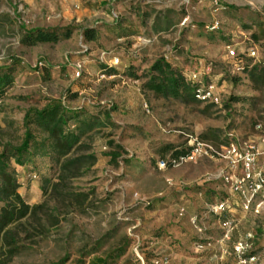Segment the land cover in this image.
<instances>
[{"label": "rangeland", "instance_id": "rangeland-1", "mask_svg": "<svg viewBox=\"0 0 264 264\" xmlns=\"http://www.w3.org/2000/svg\"><path fill=\"white\" fill-rule=\"evenodd\" d=\"M263 27L264 0H0V67L14 68L0 103V153L21 144L34 110L56 102L111 110L85 140L96 161L65 192L47 189L58 169L51 159L12 161L19 193L44 208L16 228L21 249L0 264H264V213L245 210L232 189L239 166L210 151L159 165L177 149L200 143L225 154L233 142L252 146L264 173V84L243 71L264 67ZM66 29L57 42L23 41L28 30ZM160 57L212 83L214 97L185 102L145 90Z\"/></svg>", "mask_w": 264, "mask_h": 264}, {"label": "trees", "instance_id": "trees-1", "mask_svg": "<svg viewBox=\"0 0 264 264\" xmlns=\"http://www.w3.org/2000/svg\"><path fill=\"white\" fill-rule=\"evenodd\" d=\"M262 29L264 32V27ZM95 35L94 30L84 29L86 40H94ZM69 36L70 30L68 29L63 35L56 32L28 30L23 41L27 45H35L57 42ZM108 70L110 73L113 72L111 69ZM243 71L252 82L264 84V67L257 64H246ZM129 75L136 79L139 78L133 71H130ZM13 82L14 68L0 67V103ZM209 85L212 83L204 84L200 78H190L175 68L165 57H160L151 65L143 88L164 99L203 102L206 100L199 99L197 95L199 90L202 88L207 90ZM110 120L111 110H106L99 115L89 113L83 108L74 110L56 102L43 109L34 110L26 120L21 144L16 147L8 146L0 153V203L2 204L0 209V263H7L21 249L15 232L16 228L44 208L43 203L29 204L19 193L21 183L12 161L15 165L24 168L27 161H32L34 157L51 159L58 169L56 181L49 180L47 189L55 194L65 192L67 182L79 177L86 167H90L96 161L94 153L86 152L89 147L85 140L94 130L106 126ZM229 144L227 142V145ZM192 149L193 146H189L173 151V160L167 162V165L170 166L174 161L189 156ZM111 156L115 160L119 153L112 152ZM115 253V256L120 257L124 254V249L117 250Z\"/></svg>", "mask_w": 264, "mask_h": 264}, {"label": "built area", "instance_id": "built-area-1", "mask_svg": "<svg viewBox=\"0 0 264 264\" xmlns=\"http://www.w3.org/2000/svg\"><path fill=\"white\" fill-rule=\"evenodd\" d=\"M213 5L219 7V0H210ZM214 28V27H212ZM81 65L77 67V74L80 75ZM214 85H209L207 90L202 88L199 90L197 97L201 100H209L214 97ZM207 150L204 149V146L198 143L192 149L189 156L181 158V160H193L197 155L201 153H206L210 151L215 153L220 158L227 159L231 162V165L234 167L239 166L241 169L240 175H238L233 182L232 189L239 193L243 198V207L245 210L252 208L256 213L262 211L264 213V173L257 171L256 169V157L258 152L254 151L252 146L241 148L236 143H230L227 146L226 153H219L213 151L209 146H205ZM264 154V152H263ZM175 162V161H174ZM159 165L164 167L167 165V162L162 160ZM259 196V203H255L254 199ZM225 206L223 203L214 207V212L224 211ZM243 247L240 246L237 250L240 252ZM254 260V258H251Z\"/></svg>", "mask_w": 264, "mask_h": 264}]
</instances>
